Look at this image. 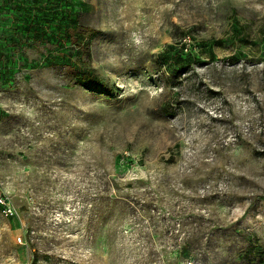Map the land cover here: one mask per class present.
Segmentation results:
<instances>
[{
  "label": "rangeland",
  "instance_id": "1",
  "mask_svg": "<svg viewBox=\"0 0 264 264\" xmlns=\"http://www.w3.org/2000/svg\"><path fill=\"white\" fill-rule=\"evenodd\" d=\"M0 195V264H264V0H0Z\"/></svg>",
  "mask_w": 264,
  "mask_h": 264
},
{
  "label": "trees",
  "instance_id": "2",
  "mask_svg": "<svg viewBox=\"0 0 264 264\" xmlns=\"http://www.w3.org/2000/svg\"><path fill=\"white\" fill-rule=\"evenodd\" d=\"M87 31L88 29L83 30L77 22L66 26L62 32L63 42L65 44L71 41L73 46L68 49H66L65 45L58 49L47 48L44 60L45 66L64 67L66 72L75 79L76 84L93 92L109 94L111 92L109 85L96 74L95 69L86 64L82 57L85 51L82 48L84 44L83 40ZM41 38L43 39L42 42L48 45V47L53 45L51 39L44 32L41 33ZM33 39L35 38L33 37Z\"/></svg>",
  "mask_w": 264,
  "mask_h": 264
},
{
  "label": "built area",
  "instance_id": "3",
  "mask_svg": "<svg viewBox=\"0 0 264 264\" xmlns=\"http://www.w3.org/2000/svg\"><path fill=\"white\" fill-rule=\"evenodd\" d=\"M0 205L5 215H11L13 213V206L6 196L0 195Z\"/></svg>",
  "mask_w": 264,
  "mask_h": 264
}]
</instances>
